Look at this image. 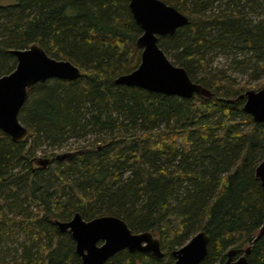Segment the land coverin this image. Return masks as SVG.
Returning <instances> with one entry per match:
<instances>
[{
    "label": "trees",
    "instance_id": "16d2710c",
    "mask_svg": "<svg viewBox=\"0 0 264 264\" xmlns=\"http://www.w3.org/2000/svg\"><path fill=\"white\" fill-rule=\"evenodd\" d=\"M189 17L159 36L168 57L212 91L167 95L116 78L141 62L143 33L128 0H17L0 5V77L12 49L40 44L82 70L28 89L19 112L29 136L0 128V264H82L56 219L122 217L152 231L163 257L125 248L104 264H175L173 251L205 230L200 264H264V122L244 110L257 86L214 66L217 57L264 72V0H163ZM68 147L67 155L58 151ZM65 153V152H63ZM46 162V163H45Z\"/></svg>",
    "mask_w": 264,
    "mask_h": 264
},
{
    "label": "water",
    "instance_id": "95a60500",
    "mask_svg": "<svg viewBox=\"0 0 264 264\" xmlns=\"http://www.w3.org/2000/svg\"><path fill=\"white\" fill-rule=\"evenodd\" d=\"M136 22L143 33L137 44L142 48L141 62L134 70L119 75L116 83L138 86L167 95L191 98L195 94L211 96L212 91L192 80L183 66L175 64L159 46V36L174 34L188 24L189 17L163 0H128ZM17 57L16 68L0 77V128L15 142H22L29 136V129L19 119L28 89L40 81L57 77L75 80L82 70L70 60L50 56L38 43L28 48L11 50ZM244 110L257 122H264V88L248 89ZM67 153H61L65 156ZM46 163V162H45ZM256 176L264 186V160L256 167ZM55 223L63 232H70L76 242V251L82 264H104L122 249L147 251L163 257L160 238L152 231L134 232L120 216L101 215L89 220L76 212L70 220L56 219ZM264 234V223L255 237ZM209 235L205 230L194 234L191 239L173 251L175 264H200L208 252ZM248 246L241 256L235 258L236 250L228 252V258L217 264H248Z\"/></svg>",
    "mask_w": 264,
    "mask_h": 264
},
{
    "label": "rangeland",
    "instance_id": "374dc122",
    "mask_svg": "<svg viewBox=\"0 0 264 264\" xmlns=\"http://www.w3.org/2000/svg\"><path fill=\"white\" fill-rule=\"evenodd\" d=\"M17 0H0V5H7L15 3ZM214 66L226 70L228 73L236 76L239 80L247 81L254 86H257L258 83L264 78V72H259L258 74H254L252 68H238L235 67L230 61L226 60L222 57H217L214 61ZM68 147H64L58 151V153H63L69 151Z\"/></svg>",
    "mask_w": 264,
    "mask_h": 264
}]
</instances>
